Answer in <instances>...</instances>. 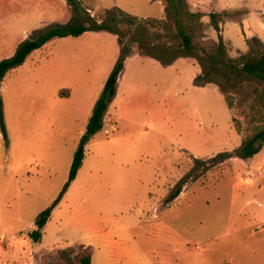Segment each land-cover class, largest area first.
Here are the masks:
<instances>
[{
  "label": "rangeland",
  "instance_id": "374dc122",
  "mask_svg": "<svg viewBox=\"0 0 264 264\" xmlns=\"http://www.w3.org/2000/svg\"><path fill=\"white\" fill-rule=\"evenodd\" d=\"M77 1L95 19L111 9L160 22L172 14L166 0ZM191 1L203 15L190 33L198 48L217 44L212 13L231 60L248 55L246 40L264 42V0ZM71 18L65 0H0V61ZM133 30L120 27L125 40ZM139 52L133 44L103 128L38 243L29 233L68 182L120 44L105 31L52 38L4 76L0 264H264V146L251 159L233 156L253 134L256 83L230 89L229 110L215 84L194 85V58L162 66ZM213 78L229 86L223 72Z\"/></svg>",
  "mask_w": 264,
  "mask_h": 264
},
{
  "label": "trees",
  "instance_id": "16d2710c",
  "mask_svg": "<svg viewBox=\"0 0 264 264\" xmlns=\"http://www.w3.org/2000/svg\"><path fill=\"white\" fill-rule=\"evenodd\" d=\"M65 1L72 12L70 22L65 25L53 26L46 32L21 43L12 57L0 61V83L7 72L23 64L31 52L40 49L52 38L78 37L88 31H105L117 37L120 44V54L104 84L100 97L95 102L86 125V132L74 153L68 182L53 203L39 214L34 223V229L29 233L32 242H40L42 229L48 222L52 210L60 201L69 183L75 179L84 159L85 144L92 136L102 130L104 114L115 97L118 79L122 74L126 59L132 55L133 44L137 45L141 56L154 59L162 66H169L178 58H194L201 69L200 75L193 79L194 85L202 87L207 84H215L223 95L229 110L232 109V101L229 96L230 89L240 86L242 82H255L257 89L253 90L250 97V128L253 134L244 141L233 156L240 159H251L262 149L264 146V43L259 39L246 40L248 55L241 56L239 61L235 62L228 57L223 38L219 34L218 14H209L210 22L218 37L215 47L208 53L205 48L196 46L190 34L193 29L192 24L200 25V19L203 15L199 12H191L186 0H166V11L172 14L171 18L165 22L140 20L117 9L105 10L102 17L95 19L81 9L77 0ZM184 20L190 23L187 29L183 26ZM123 25L134 28L131 38L128 40L124 39L125 35L120 31V27ZM159 26H161V32L150 31ZM220 72H223L228 80V87L221 86L213 78L214 74ZM0 119L2 133L5 136L1 116ZM219 157L217 160L219 162L230 158L225 154ZM81 264H91V257L83 258Z\"/></svg>",
  "mask_w": 264,
  "mask_h": 264
},
{
  "label": "crops",
  "instance_id": "0c3cea01",
  "mask_svg": "<svg viewBox=\"0 0 264 264\" xmlns=\"http://www.w3.org/2000/svg\"><path fill=\"white\" fill-rule=\"evenodd\" d=\"M189 1V5H190V7H192V8H197L196 6H200L199 5V3H196V2H194V1H191V0H188ZM200 9V8H199ZM200 11L201 12H203V10H202V8L200 9ZM205 13V12H204ZM257 38V37H256ZM257 39H259V38H257ZM262 41V40H261ZM262 43H264L263 41H262ZM135 54V53H134ZM139 56H141L140 54H139ZM144 57V56H143ZM148 58V57H147ZM151 59V58H150ZM126 62V61H125ZM124 65H125V63H124ZM122 76V74L120 75V77ZM116 96V95H115ZM115 98V97H114Z\"/></svg>",
  "mask_w": 264,
  "mask_h": 264
}]
</instances>
